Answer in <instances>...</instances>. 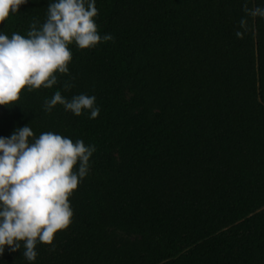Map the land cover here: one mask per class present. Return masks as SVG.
<instances>
[{
  "label": "trees",
  "instance_id": "1",
  "mask_svg": "<svg viewBox=\"0 0 264 264\" xmlns=\"http://www.w3.org/2000/svg\"><path fill=\"white\" fill-rule=\"evenodd\" d=\"M49 2L28 0L0 30L26 36ZM245 3L264 7L96 0L98 32L113 39L70 45L56 85L0 105L2 137L29 124L96 147L68 228L37 243L34 262L21 245L0 264H264V18ZM57 90L94 95L98 117L46 112Z\"/></svg>",
  "mask_w": 264,
  "mask_h": 264
},
{
  "label": "clouds",
  "instance_id": "2",
  "mask_svg": "<svg viewBox=\"0 0 264 264\" xmlns=\"http://www.w3.org/2000/svg\"><path fill=\"white\" fill-rule=\"evenodd\" d=\"M28 0H0V24L10 14L19 12ZM96 0H50L46 20L30 24L27 35L13 32L11 37L0 30V105H13L25 88L31 92L57 84V74H68L72 60L70 45L79 49L94 48L101 41L95 17ZM244 11L264 18V7ZM6 26V25H5ZM241 28L247 20L241 18ZM238 38L243 33L236 32ZM71 85L65 83V88ZM76 116L89 112L98 117L96 97L80 93L68 99L59 90L44 102L51 112L57 105ZM95 145L51 131L34 136L29 124L16 128L10 137L0 136V255L5 248L15 252L23 245V256L34 262L37 243L52 244L55 234L72 222L69 197L88 175Z\"/></svg>",
  "mask_w": 264,
  "mask_h": 264
},
{
  "label": "rangeland",
  "instance_id": "3",
  "mask_svg": "<svg viewBox=\"0 0 264 264\" xmlns=\"http://www.w3.org/2000/svg\"><path fill=\"white\" fill-rule=\"evenodd\" d=\"M125 95H126V100H129L131 95L127 91H125Z\"/></svg>",
  "mask_w": 264,
  "mask_h": 264
}]
</instances>
